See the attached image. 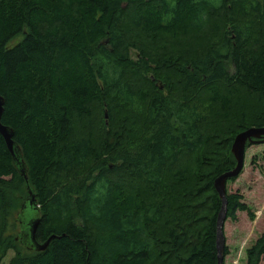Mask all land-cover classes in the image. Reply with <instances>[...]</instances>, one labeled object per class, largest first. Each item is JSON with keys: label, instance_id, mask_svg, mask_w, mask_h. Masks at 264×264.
I'll return each instance as SVG.
<instances>
[{"label": "trees", "instance_id": "trees-1", "mask_svg": "<svg viewBox=\"0 0 264 264\" xmlns=\"http://www.w3.org/2000/svg\"><path fill=\"white\" fill-rule=\"evenodd\" d=\"M0 95L27 176L0 134V263L217 264L213 182L264 126V0H0Z\"/></svg>", "mask_w": 264, "mask_h": 264}, {"label": "rangeland", "instance_id": "rangeland-1", "mask_svg": "<svg viewBox=\"0 0 264 264\" xmlns=\"http://www.w3.org/2000/svg\"><path fill=\"white\" fill-rule=\"evenodd\" d=\"M130 54L135 59L137 51L131 49ZM104 114L105 124L109 126L107 111ZM226 192L242 194V201L249 206L254 217L250 218L246 211H237L236 220L225 219L223 238L228 252L223 264H246V249L264 232V142L246 147L244 166L234 180H227ZM10 256L11 252L0 264H7ZM259 264H264V256Z\"/></svg>", "mask_w": 264, "mask_h": 264}, {"label": "water", "instance_id": "water-1", "mask_svg": "<svg viewBox=\"0 0 264 264\" xmlns=\"http://www.w3.org/2000/svg\"><path fill=\"white\" fill-rule=\"evenodd\" d=\"M4 104H5V99L3 98L2 95H0V134L6 143L7 149L11 153L13 161L16 162L17 164H20L19 171L21 174L24 175V179L27 183V176L25 174L26 170L24 164L19 159L21 155V149L13 139V135H14L13 129L1 123V117L3 113L2 110H4ZM254 142H264V126L248 127L235 135L233 142L231 144V153L233 154L236 163L235 165H233L234 167L218 175L213 182L214 188L221 199V206L217 215V222H216L217 264H223V247H224L223 224L226 219V211H227L226 205H228L226 200V182L229 178L233 179V177H237L239 175V173L241 172L244 166V153L246 146L247 145L249 146ZM28 186H27V191L29 194L28 201L30 204H33L35 197L32 193L31 188ZM38 223H39V217L33 218L29 221V235L33 243V246L37 250H44L48 246L50 240L52 239V236H49L43 243L36 242L35 238L33 237Z\"/></svg>", "mask_w": 264, "mask_h": 264}, {"label": "bare ground", "instance_id": "bare-ground-1", "mask_svg": "<svg viewBox=\"0 0 264 264\" xmlns=\"http://www.w3.org/2000/svg\"><path fill=\"white\" fill-rule=\"evenodd\" d=\"M33 244V243H32Z\"/></svg>", "mask_w": 264, "mask_h": 264}]
</instances>
